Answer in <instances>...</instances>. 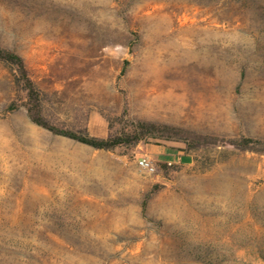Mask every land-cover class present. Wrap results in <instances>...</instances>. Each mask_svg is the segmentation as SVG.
I'll list each match as a JSON object with an SVG mask.
<instances>
[{
  "label": "rangeland",
  "instance_id": "374dc122",
  "mask_svg": "<svg viewBox=\"0 0 264 264\" xmlns=\"http://www.w3.org/2000/svg\"><path fill=\"white\" fill-rule=\"evenodd\" d=\"M0 47L60 128L216 140L54 134L0 61V264H264V154L226 142L264 140V0H0Z\"/></svg>",
  "mask_w": 264,
  "mask_h": 264
},
{
  "label": "trees",
  "instance_id": "16d2710c",
  "mask_svg": "<svg viewBox=\"0 0 264 264\" xmlns=\"http://www.w3.org/2000/svg\"><path fill=\"white\" fill-rule=\"evenodd\" d=\"M0 61L10 67L17 85L27 92L28 101L26 103V108L30 119L37 125L50 130L54 134L69 137L97 149H112L122 144L138 142L147 136L165 139H180L186 141L189 146L192 145L190 144V141H192L195 143V146H191V149H196L208 143H215L216 141L211 140L212 138H210V136L198 134L191 130L145 121L140 122L133 133L110 136L107 138L93 137L83 131L60 128L50 123L44 117L43 111L46 105L44 93L31 77L23 57L14 50L0 47ZM226 142L240 150H249L264 154V140L261 139L243 137L236 140H227Z\"/></svg>",
  "mask_w": 264,
  "mask_h": 264
},
{
  "label": "built area",
  "instance_id": "2783aa9c",
  "mask_svg": "<svg viewBox=\"0 0 264 264\" xmlns=\"http://www.w3.org/2000/svg\"><path fill=\"white\" fill-rule=\"evenodd\" d=\"M139 165L142 167V168H145L147 170H151V171H154L155 170V167L153 166V164L146 158H141L139 160Z\"/></svg>",
  "mask_w": 264,
  "mask_h": 264
}]
</instances>
